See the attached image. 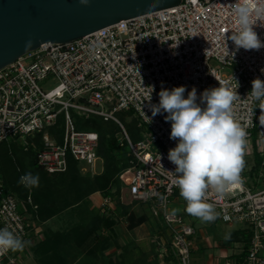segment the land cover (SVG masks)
Masks as SVG:
<instances>
[{
	"label": "built area",
	"instance_id": "1",
	"mask_svg": "<svg viewBox=\"0 0 264 264\" xmlns=\"http://www.w3.org/2000/svg\"><path fill=\"white\" fill-rule=\"evenodd\" d=\"M236 4L259 6L264 0H182L178 6L123 20L73 42L48 43L24 54L0 70V145L13 137L34 139L44 132L41 147L30 143L41 170L51 175L65 173L70 157L81 172L94 175L98 163H103L97 154L99 135L77 130L71 112L78 118L113 122L122 133L118 145L132 157L131 177L125 186L130 202L148 204L150 214L162 220L168 240L156 245L165 257H173L176 264H195L196 231L182 216L169 211L179 191L167 172L175 168L167 153L176 141L169 139L170 124L163 115L151 118L150 105L158 103L162 86L169 90L194 86L198 96L205 89L219 87L218 82L235 89L233 75L239 81L241 98L233 103V118L247 132L243 158L257 153L261 169L253 176L249 173L252 166L242 170V185L222 196L209 188L206 202L214 206L222 223L242 224L251 232L240 262L224 264H264V103L248 94L252 80H264V48L235 51L232 42H226L225 37L237 28ZM252 20L253 30L264 41V18L257 19L253 13ZM212 60L221 65L220 70L211 67ZM224 68L231 73H221ZM48 79L56 86L43 91L41 84ZM117 110L133 111L146 130L141 140L132 142L115 116ZM62 114L59 142L48 129L57 125ZM27 201L31 205L30 197ZM119 203L124 205L122 198ZM113 204L105 196L100 209L107 212ZM5 227L26 240L29 225L21 202L0 180V228ZM12 253L0 255V263L18 264V255Z\"/></svg>",
	"mask_w": 264,
	"mask_h": 264
},
{
	"label": "clouds",
	"instance_id": "2",
	"mask_svg": "<svg viewBox=\"0 0 264 264\" xmlns=\"http://www.w3.org/2000/svg\"><path fill=\"white\" fill-rule=\"evenodd\" d=\"M88 3L89 0H79L81 6ZM233 13L237 28L225 37L226 42L230 40L235 51L264 48V41L253 30L252 20L253 13L257 19L264 18V5L236 4ZM232 81L235 89L218 82L219 87L205 89L199 96L194 86L191 90L186 86L170 90L162 86L157 93L158 103L150 105L151 118L163 115L170 124L169 139L176 141L175 147L167 153V159L175 168L165 171L179 188L186 202V212L206 222L218 216L214 206L206 202L208 189L222 196L229 188L243 183L241 172L245 166L243 149L247 132L233 118V103L241 98L237 93L239 81L233 75ZM248 94L254 101L264 103V80H252ZM146 117L151 122V118ZM159 158L162 159L160 155ZM19 182L25 187H38L39 176L28 172ZM26 243L8 228H0V255L23 251Z\"/></svg>",
	"mask_w": 264,
	"mask_h": 264
},
{
	"label": "rangeland",
	"instance_id": "3",
	"mask_svg": "<svg viewBox=\"0 0 264 264\" xmlns=\"http://www.w3.org/2000/svg\"><path fill=\"white\" fill-rule=\"evenodd\" d=\"M211 67L220 70L221 65L212 60L210 62ZM223 74H230V68H224L221 70ZM56 86V82L48 79L45 83L41 84L43 91H49ZM107 109L111 110L112 106H105ZM59 108L57 107L56 110ZM71 116L74 118V124L79 131H88L89 129H80L79 124H88L90 126L92 124L96 125L97 128L103 133L107 134L109 137H114L117 140L122 139L121 130L118 128L116 124L113 122H102L99 118H78L74 116V113L71 112ZM117 119L120 120L122 125L124 126L128 136L132 140V142H137L142 139L143 134L146 132L145 128L140 124L139 120L135 116L132 110H117L115 113ZM90 120V121H89ZM93 120V121H91ZM58 125L56 127H52L49 130V134L53 135L57 138L59 142H61V138L63 135V114L59 116ZM88 128V127H87ZM32 141L31 138H27L24 140H17L15 137L9 140L10 143H15V148L10 155V160L6 163L7 173H12L18 177L19 175H24L25 173H41L36 165H35V154L34 149L30 146ZM253 142H256L253 139ZM35 143V142H34ZM37 147V146H36ZM4 148L1 147L0 151H3ZM127 148H123L121 151L122 154H119V163L117 170L114 174V181L112 182L109 190L106 194L116 195L122 198L124 205L120 204L122 207L128 206V210H145L148 214V219L150 223H156L162 225L163 222L161 219H155L149 211L148 204H142L140 202L131 203L127 193L125 191V186L127 185L130 177L131 171L129 167V161L127 160ZM132 158V157H131ZM245 166L243 170H248L250 166H253V158L244 157ZM80 167V166H78ZM104 163L102 165L100 162L98 163V168L95 170V174L92 175L90 172H81V171H73L70 175L65 179V181H47L43 180L39 176V186L31 187V191L34 196L31 199L32 205L28 204V201L21 202V211L24 214V217L29 225V233L28 238L25 242L26 246L23 251H16L12 254L14 257L18 255V264H26L27 261H31V259L37 260L39 256H33L30 252V245H34L39 243L45 239L46 236H51L53 234H69L72 229L80 228V229H88L90 228L89 224L96 225L98 214V206L100 197L103 194L98 193L96 196H91L90 198H86L81 204L75 206L74 204L78 202V195L85 194L87 191L89 192L90 188H95L93 183L87 182L88 179L92 180L96 175H100L103 171ZM113 170V169H112ZM112 170H109L112 173ZM118 171V173H117ZM37 175V174H35ZM0 180H4L6 176L4 174H0ZM254 180V179H253ZM254 182V181H253ZM262 185H259L257 189H261ZM120 198V199H121ZM39 201V202H38ZM121 201V200H120ZM56 202V206H52V203ZM74 205V206H73ZM116 205V204H115ZM33 207H38L33 208ZM68 207V208H67ZM112 208L114 207L111 206ZM114 208H117L115 206ZM63 210L55 217H50V213L53 210ZM132 209V210H130ZM121 208L117 209V216L121 217ZM40 211L43 215H49L47 218V222L36 221L33 220V213ZM169 211L178 214L183 217L186 223L190 224L194 230L196 231L195 239L197 241H201L202 237H207L210 239L212 243H220L224 241L226 234L229 231L239 229L243 225L242 224H224L218 218L214 221L206 222L202 221L199 218L193 217L192 215L186 212V202L180 196L179 191H176L175 196L172 198V202L169 206ZM34 217V216H33ZM99 221V218H98ZM120 223V222H119ZM124 221H122V225ZM124 226V225H123ZM164 229V228H162ZM162 231V230H161ZM204 231V232H203ZM83 232V231H81ZM154 234L156 232H153ZM105 234V235H103ZM100 235L101 238H97V235L90 236V241L87 245L89 247L93 246L94 248L92 253L85 255L83 259H81L80 264H172L167 257H165L159 250L160 247L156 245V241L167 242L165 236L162 239L157 240H148L146 243H136L126 245L124 247L118 246L116 243L114 245L111 243L114 237L109 235L108 233L103 232ZM163 234V233H162ZM222 239V240H221ZM150 243V244H149ZM113 246V247H112ZM73 247V246H72ZM67 245V248H72ZM93 248V247H92ZM91 248V249H92ZM102 248H105L104 250ZM113 248V251L110 250ZM70 250L69 253L72 256V259L76 260L78 258V252ZM110 250L108 253H106ZM216 250V249H214ZM234 251V259L241 258L243 249L241 246L236 245L233 248ZM104 252V253H103ZM0 264H5V262H1Z\"/></svg>",
	"mask_w": 264,
	"mask_h": 264
},
{
	"label": "water",
	"instance_id": "4",
	"mask_svg": "<svg viewBox=\"0 0 264 264\" xmlns=\"http://www.w3.org/2000/svg\"><path fill=\"white\" fill-rule=\"evenodd\" d=\"M182 0H0V70L44 44H66Z\"/></svg>",
	"mask_w": 264,
	"mask_h": 264
},
{
	"label": "trees",
	"instance_id": "5",
	"mask_svg": "<svg viewBox=\"0 0 264 264\" xmlns=\"http://www.w3.org/2000/svg\"><path fill=\"white\" fill-rule=\"evenodd\" d=\"M58 124L59 123L57 122V125ZM79 125H80L79 126L80 129H89L88 131L96 132L99 135V144H98L97 154L103 160L104 167L100 175H96L95 177H93L92 180L88 179L87 181L89 183H93L95 188H90L89 192L87 191L83 195H81L80 193L78 195V198H79L78 202H76L74 205L77 206L81 204L86 198L90 197L93 194L102 193L103 196H110L115 201V204H116L115 206H117V208L122 209L121 214H122V217H124L125 221L127 222L128 230H132L136 228L137 226L145 223L147 219L144 215L137 216L133 211H129L126 207L124 206L122 207L120 205L119 196L106 194L112 182L114 181V174L117 170V167L119 166L118 165L119 156H120L119 154H122L121 151H123V148H121L118 145L117 139L114 137H109L107 134L100 131L96 125L92 124V122L90 126L84 123L79 124ZM43 133L44 132L37 134L36 137L32 139V141L35 142L37 147H41V137ZM256 133L257 131L254 133V136ZM15 146H16L15 143L9 144L8 142H4L0 145V148L1 147L4 148L3 151H0V174H4L6 176V178L2 180V184L4 185L5 189L15 194L20 202H23V201L26 202L28 197H30V199H33L34 194L31 191L32 190L31 187H25L23 184L19 182L20 177L22 175H19L18 177H16L12 173V171L10 174V173H7L8 170H6V163H8V160H10V155L12 154ZM126 157H127V160L129 161V167H130V161L132 160V158L129 152H127ZM253 157H254L253 166L251 167L249 171L251 176L256 175L257 172L261 169L260 156L257 153H254ZM35 165H36V162H35ZM36 167L41 173H32V174L33 175L37 174L43 180H47V181L57 180V181L63 182L70 175V173H73V171H80L77 163L73 161L70 157H68L67 170L65 173H62V174H53V175L47 174L46 172L41 170L37 165ZM109 170H112V173H110ZM52 206H56V202H53ZM36 208L38 209V207ZM62 211L63 210L61 209L60 210L54 209L53 211H51L50 217H55ZM33 216H32L33 220H36V221H42L44 219L42 221L43 223L47 222L48 221L47 219H49L47 218L49 215H45V214L42 215L40 211H37V213L35 212V214L33 213ZM100 221H101L100 219L99 221L97 220L95 224L99 223ZM115 222H116L115 220L109 217L104 218L101 221V223L105 225V228H108V229H110V227L114 225ZM92 235L96 236V232L93 229L83 230L80 228H74L71 230L69 234L67 233L66 234H62V233L56 234L55 233L51 236H46L44 240L39 241V243L37 244L31 245V248L36 256H40V259H39L40 264H67V262L64 259V247L70 244L72 241H75L77 245L79 246H85L90 241V236ZM98 237L100 236H97V238ZM250 237H251V232L247 228L242 226L241 228L232 232L228 236L224 244L226 246L231 245V244H239V246H241V248L243 249L242 256H244L246 249L248 248ZM102 249L104 250L105 248H102ZM241 258H239L237 262H240ZM167 259L172 264H176L173 257L170 256Z\"/></svg>",
	"mask_w": 264,
	"mask_h": 264
},
{
	"label": "crops",
	"instance_id": "6",
	"mask_svg": "<svg viewBox=\"0 0 264 264\" xmlns=\"http://www.w3.org/2000/svg\"><path fill=\"white\" fill-rule=\"evenodd\" d=\"M98 193L91 195L96 196ZM90 196V197H91ZM89 197V198H90ZM102 196L100 197V201H99V208H98V218L102 221L104 218H112L113 220H115V224L112 225L110 227V229L105 228V225H103L101 223V221L99 223H97L96 225H90V228L88 229H93L96 232L97 236H100L101 234H103V232L105 231V233H108L109 235H112L114 237V239L112 240V244L114 245V243H116L118 246L120 247H124L126 245H132L133 243H143V242H147L148 240H159L162 239L165 236L166 238H168V233L167 230L165 228V226L156 224V223H150L149 219H148V214L145 210L141 209V210H132L137 216H142L144 215L146 217V222L137 226L136 228L132 229V230H128L127 228V222L125 221L124 217H118L116 214L117 209L118 208H114L110 209L107 212H102V210L100 209V205H101V201L103 199ZM128 208V207H127ZM122 221H124V226L122 225ZM120 222V223H119ZM164 228V229H162ZM162 230V231H161ZM237 230V229H235ZM235 230H231L228 232V234H226L224 241H221L219 244L218 243H212L210 241L209 238L207 237H202L201 235V241H195V248L193 251V262L195 264H224L225 262H237L239 259L235 258L234 259V251L233 248L236 245L239 244H231V245H225V241L227 240L228 236L234 232ZM153 232H156L155 234ZM204 232V231H203ZM29 233V232H28ZM163 233V234H162ZM105 235V234H103ZM28 238V236H27ZM26 238V239H27ZM101 237H98V240ZM168 240V239H167ZM222 240V239H221ZM26 241V240H25ZM157 242V241H156ZM150 244V243H149ZM95 245V244H94ZM94 245L89 247V245H85V246H79L77 245V243L75 241H72L70 244H68V246L70 247H74L75 251L78 252L77 256L78 258L76 260H74V258L72 259V256L70 255L69 251L70 250H74L72 248H67V245L64 247V259L67 262V264H80L81 259L84 258L85 255L90 254V252L92 253L94 250ZM93 247V248H92ZM113 247V246H112ZM92 248V249H91ZM216 249V250H214ZM93 250V251H92ZM110 250L113 251V248H111ZM110 250H108L106 253H108ZM30 252L33 256H36L35 253L33 252L31 245H30ZM104 253V252H103ZM113 254L114 251H113ZM40 256L39 258L35 259H31V261H27L26 264H40Z\"/></svg>",
	"mask_w": 264,
	"mask_h": 264
}]
</instances>
